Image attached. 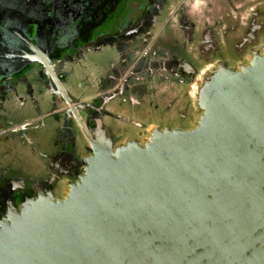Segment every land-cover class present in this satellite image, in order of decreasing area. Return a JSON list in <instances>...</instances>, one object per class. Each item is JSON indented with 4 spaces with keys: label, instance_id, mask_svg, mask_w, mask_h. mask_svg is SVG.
Here are the masks:
<instances>
[{
    "label": "flooded vegetation",
    "instance_id": "obj_1",
    "mask_svg": "<svg viewBox=\"0 0 264 264\" xmlns=\"http://www.w3.org/2000/svg\"><path fill=\"white\" fill-rule=\"evenodd\" d=\"M24 33L47 64L11 70ZM258 51L264 0H0V218L12 192L20 209L41 190L66 197L91 139L195 127L208 75Z\"/></svg>",
    "mask_w": 264,
    "mask_h": 264
},
{
    "label": "water",
    "instance_id": "obj_2",
    "mask_svg": "<svg viewBox=\"0 0 264 264\" xmlns=\"http://www.w3.org/2000/svg\"><path fill=\"white\" fill-rule=\"evenodd\" d=\"M20 37L30 49L8 53L11 70L47 64ZM199 105L195 127L156 128L145 144L91 139L63 199L41 190L20 209L8 194L0 264H264V52L210 73Z\"/></svg>",
    "mask_w": 264,
    "mask_h": 264
}]
</instances>
